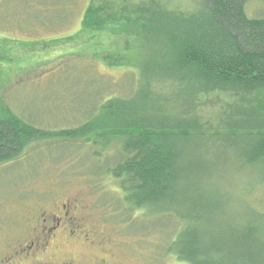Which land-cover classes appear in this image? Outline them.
<instances>
[{"label":"trees","instance_id":"1","mask_svg":"<svg viewBox=\"0 0 264 264\" xmlns=\"http://www.w3.org/2000/svg\"><path fill=\"white\" fill-rule=\"evenodd\" d=\"M105 1L89 0L78 32L52 43L104 31L129 39L119 54L99 61L108 68L136 67L133 95L126 97L122 89L108 92L92 117L45 129L8 104L4 89L10 79L0 72V167L54 145H79L97 158L113 154V165L85 176L112 184L115 196L101 206L126 215L122 221L130 224L142 215L174 213L186 206L197 223L210 214L191 206L186 191L191 165L181 149L219 147L227 155L238 150L232 163L242 171L253 197L248 201L257 209H249L239 231L221 226L216 236H209L188 224L176 258L186 264H264V17L246 15L248 0H192L189 10H170L164 0ZM116 5V11L110 9ZM143 42L152 57L141 54ZM1 50L0 70L23 66L3 58ZM114 118L118 124L111 123ZM208 238L215 240L214 246Z\"/></svg>","mask_w":264,"mask_h":264},{"label":"rangeland","instance_id":"2","mask_svg":"<svg viewBox=\"0 0 264 264\" xmlns=\"http://www.w3.org/2000/svg\"><path fill=\"white\" fill-rule=\"evenodd\" d=\"M142 1L147 0H126ZM164 2L170 10H189L192 0ZM89 4V0H0L1 54L23 65L12 64L0 70L10 79L4 89L5 99L8 95L14 101L8 99V104L20 116L32 115L42 128L71 124L72 120L83 122L94 115L106 93L122 89L128 97L135 91L136 67L108 68L99 61L106 54H119L129 39L104 31L81 33L72 41L52 43L78 32L80 17ZM118 5L110 9L116 11ZM245 13L249 18L264 17L261 0H248ZM32 22L43 24L32 27ZM33 41L47 43L34 47ZM146 45L143 42L141 54L152 57ZM254 99L256 104L261 102V96ZM111 123L118 124L117 118ZM181 150L186 151V161L191 165L186 189L191 206L195 204L201 214L208 212V220L201 217L202 222H193L191 209L184 206L174 208L175 214L150 213L131 224L123 222L122 216L126 215H115L111 206H101L115 196L112 184L106 179L92 181L85 177L113 165L115 155L97 158L79 145H54L0 167V264H186L176 258V252L181 247V232L188 224L209 236H216L221 226L241 230L249 209L257 208L248 201L247 197H253L248 195L242 171L232 163L239 151L227 155L219 147L207 146ZM261 198L258 196L257 201ZM64 207L68 215L63 222H70L72 237L58 233L48 241L46 250L40 246L27 250L26 243L44 239L38 235L39 229L36 231L41 219L51 215L60 218ZM261 224L264 226V221ZM208 240L214 246L215 240ZM21 246L23 251L18 250Z\"/></svg>","mask_w":264,"mask_h":264},{"label":"flooded vegetation","instance_id":"3","mask_svg":"<svg viewBox=\"0 0 264 264\" xmlns=\"http://www.w3.org/2000/svg\"><path fill=\"white\" fill-rule=\"evenodd\" d=\"M68 215L67 213V209L66 207H64V211L61 214L60 218H57L55 215H51V217H49V219H41V226H39V228H36V231L39 229L38 235L40 236V234H42L44 236L43 240H38L37 242L34 240H31L28 244L26 243V249L30 250V249H37V247L42 249V250H46L50 240H53L55 238V236L58 233H64L66 234V236L68 237H72V233L74 232L73 229H70V226L68 225L70 222H63V218L66 217ZM55 225H52L54 224ZM61 223H64V225L61 226ZM45 224H48V226H45ZM58 231V232H57ZM20 246V245H19ZM24 248V247H23ZM22 246L18 249L23 251Z\"/></svg>","mask_w":264,"mask_h":264}]
</instances>
